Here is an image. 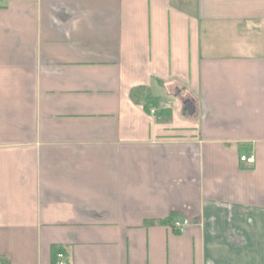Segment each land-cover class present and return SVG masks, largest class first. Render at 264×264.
Segmentation results:
<instances>
[{"label": "crops", "instance_id": "obj_1", "mask_svg": "<svg viewBox=\"0 0 264 264\" xmlns=\"http://www.w3.org/2000/svg\"><path fill=\"white\" fill-rule=\"evenodd\" d=\"M263 32L264 0H0V257L264 264Z\"/></svg>", "mask_w": 264, "mask_h": 264}, {"label": "built area", "instance_id": "obj_2", "mask_svg": "<svg viewBox=\"0 0 264 264\" xmlns=\"http://www.w3.org/2000/svg\"><path fill=\"white\" fill-rule=\"evenodd\" d=\"M149 114L154 116L155 115V109L151 108L149 111ZM240 163L243 164L244 167L250 168L254 164V158L252 154L242 155L239 157ZM190 225V223L187 220H183L182 222L175 221L170 225V229L176 233H183L185 229ZM56 263L55 264H66L63 260V256L61 254H58L56 256Z\"/></svg>", "mask_w": 264, "mask_h": 264}, {"label": "trees", "instance_id": "obj_3", "mask_svg": "<svg viewBox=\"0 0 264 264\" xmlns=\"http://www.w3.org/2000/svg\"><path fill=\"white\" fill-rule=\"evenodd\" d=\"M143 90L144 88H136L133 90V95L137 96ZM143 107L147 112H149L150 108H154L156 110L155 114L159 116H162L168 111L166 108H161L159 106V100L151 96H147L143 99ZM0 264H8V260L6 258L0 257Z\"/></svg>", "mask_w": 264, "mask_h": 264}, {"label": "water", "instance_id": "obj_4", "mask_svg": "<svg viewBox=\"0 0 264 264\" xmlns=\"http://www.w3.org/2000/svg\"><path fill=\"white\" fill-rule=\"evenodd\" d=\"M182 114L192 116L194 114V103L191 100H185L182 103Z\"/></svg>", "mask_w": 264, "mask_h": 264}, {"label": "rangeland", "instance_id": "obj_5", "mask_svg": "<svg viewBox=\"0 0 264 264\" xmlns=\"http://www.w3.org/2000/svg\"><path fill=\"white\" fill-rule=\"evenodd\" d=\"M263 33H264V32H263ZM258 49L264 52V48L262 49V46H259Z\"/></svg>", "mask_w": 264, "mask_h": 264}]
</instances>
